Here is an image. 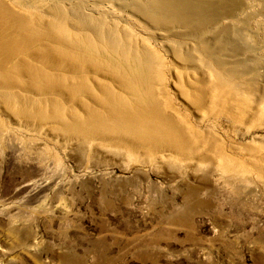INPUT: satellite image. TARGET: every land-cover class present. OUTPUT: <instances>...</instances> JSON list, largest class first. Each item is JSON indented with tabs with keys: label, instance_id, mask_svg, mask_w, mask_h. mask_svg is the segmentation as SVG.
<instances>
[{
	"label": "rangeland",
	"instance_id": "rangeland-1",
	"mask_svg": "<svg viewBox=\"0 0 264 264\" xmlns=\"http://www.w3.org/2000/svg\"><path fill=\"white\" fill-rule=\"evenodd\" d=\"M0 1L37 23H48L47 10L59 5L71 8L68 16L105 14V27L112 19L119 30L130 26L135 38L147 39L163 54L164 87L172 104L167 110L180 113L187 136L201 146L195 152L137 147L128 156L105 134L73 135L49 120L40 127L11 109L38 112L40 103V113L60 110L67 116L69 95H38L12 86L7 90L18 99L8 100L0 92V264H264V0H236L239 10L227 19L236 20L228 39L240 45L235 59L247 69L241 75L243 94L230 105L200 109L180 95L174 71L168 74L169 64L180 66L168 48L176 43L193 47V41L138 18L129 4L135 0H109L114 11L107 14L92 6L94 0ZM75 5L80 8L73 10ZM68 16L61 21L70 29ZM5 26L0 39L21 43L24 26ZM36 41L11 58L0 70L3 76L27 79L16 64L23 60L46 66L44 59L29 57L44 39ZM86 75L109 82L100 72ZM194 77L184 75V80ZM87 101V109L96 111ZM108 109L126 110L118 102ZM66 257L69 263L62 262Z\"/></svg>",
	"mask_w": 264,
	"mask_h": 264
},
{
	"label": "bare ground",
	"instance_id": "bare-ground-1",
	"mask_svg": "<svg viewBox=\"0 0 264 264\" xmlns=\"http://www.w3.org/2000/svg\"><path fill=\"white\" fill-rule=\"evenodd\" d=\"M37 1L39 0L35 2ZM104 1L94 0L92 6L106 14L107 11H114L112 1L108 0L110 4ZM17 2L22 3L20 0ZM3 4L0 1V31L4 33L3 28L10 24L24 26L26 32L18 44L12 37L0 39V70L7 68L11 58L18 52L29 51L28 48L37 42V39H44V42L34 46L33 51L29 52V57L39 58L41 63L44 59V67L50 68L47 70L44 67H34L25 60L16 61L19 71L23 76L26 74L27 79L10 78L0 72V92L4 96L3 99L17 100L18 96L7 90L16 86L21 91L38 95L44 92L59 97L67 94L70 96L72 108L66 116L61 114L59 109V112L56 111V108V112L48 115L45 112L40 113V103L36 108L39 109L38 112L24 106H14L11 109L16 116L33 120L40 127L49 120L54 127L72 131L73 135L94 137L105 134L113 145L125 151L128 156H132V149L137 147L152 148L154 151L156 148L181 152L183 148H190L193 152L199 150L200 143L187 136L185 127L183 128L185 121L180 113L174 108L177 114L167 110L172 108V104L164 87L163 54L146 43L147 39L135 38L130 26H122L119 30L117 21L112 19L111 24L105 27V14L81 15L73 12L68 16L69 9H62L59 5L47 10V13L52 15L48 23H37L34 22V17L15 14ZM129 4L132 12L153 28L176 30L180 39L193 41V47H182V44L176 43V46L168 48L170 54L180 63V66L174 65L172 69L169 64L168 74L174 71L175 84L180 90V95L191 105L199 109L207 105L218 108L240 99H237V96L243 94L239 90L245 84L241 82V75H244L247 69L243 60L235 59L241 53L240 45H234L228 39L232 32L231 26L236 20L227 21L239 10L240 4L236 0H135ZM72 8L75 10L80 6L75 5ZM69 11H72L71 8ZM66 16L75 28L69 29L61 21ZM193 51H196L197 57ZM53 69L56 72L51 71ZM89 71L100 72L109 82L91 79L86 75ZM184 75L196 77L194 80H184ZM79 94L83 97L79 99L81 103H76L75 97ZM133 96L137 97L138 101L134 100ZM87 99L95 105L96 111L87 109L90 104ZM117 102L126 108L125 111L123 109L124 112L109 111L110 103L115 105ZM76 107L82 112H78ZM197 155L200 158L204 154ZM62 262L69 263L68 257L63 258ZM79 264L84 263L80 261Z\"/></svg>",
	"mask_w": 264,
	"mask_h": 264
}]
</instances>
